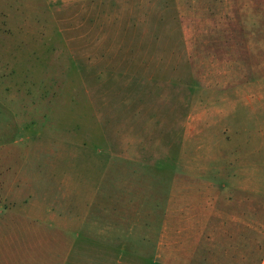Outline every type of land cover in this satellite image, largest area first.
<instances>
[{
	"label": "rangeland",
	"instance_id": "374dc122",
	"mask_svg": "<svg viewBox=\"0 0 264 264\" xmlns=\"http://www.w3.org/2000/svg\"><path fill=\"white\" fill-rule=\"evenodd\" d=\"M0 264H264V0H0Z\"/></svg>",
	"mask_w": 264,
	"mask_h": 264
}]
</instances>
